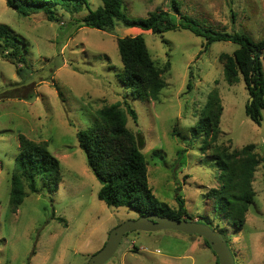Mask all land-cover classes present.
<instances>
[{
	"label": "rangeland",
	"instance_id": "rangeland-1",
	"mask_svg": "<svg viewBox=\"0 0 264 264\" xmlns=\"http://www.w3.org/2000/svg\"><path fill=\"white\" fill-rule=\"evenodd\" d=\"M181 13L201 27L242 32L253 42L264 38V0H175ZM95 8L101 2L89 0ZM170 0H122L129 17H146L156 9L169 10ZM51 21L42 11L22 16L0 0V24L26 41V63L0 54V264H84L106 242L112 228L138 217L126 207H107L98 199L100 182L87 166L76 132L97 120L96 111L126 101L137 114V125L126 114V125L145 138L148 185L155 197L177 208L180 195L194 220L223 234L234 264H264V165L254 173L253 202L245 224L235 230L206 196L217 187L219 168L212 149L201 150L203 135L192 128L208 93L216 88L223 106L217 144L240 148L253 144L264 154V109L259 125L245 114L249 99L243 80L223 78L222 54L238 45L215 41L204 51V38L189 29L161 34L125 28L116 23L103 30L82 26L86 13L56 8ZM141 33L152 60L163 70L165 87L156 100L136 99L118 78L122 63L119 37ZM264 68V51L261 57ZM190 87L187 88V82ZM18 134L46 142L58 159L57 189L37 182L15 211L9 206L10 176L18 152ZM58 217L62 220H58ZM105 264H216L202 237L173 230L128 233Z\"/></svg>",
	"mask_w": 264,
	"mask_h": 264
},
{
	"label": "trees",
	"instance_id": "trees-1",
	"mask_svg": "<svg viewBox=\"0 0 264 264\" xmlns=\"http://www.w3.org/2000/svg\"><path fill=\"white\" fill-rule=\"evenodd\" d=\"M99 1L101 3L95 8L90 6L89 0H6V4L22 16L42 11L51 21L56 19L57 7L72 13L86 10L80 18L82 26L99 30L112 28L116 23L125 28L137 27L155 34L177 28L189 29L204 38V51L215 41L236 43L238 47L231 54L224 53L220 57L223 78L228 84L243 80L249 95L244 107L245 114L255 124L261 123L264 109V68L261 63L264 38L253 42L242 32L228 33L201 27L195 19L181 13L175 0H170L169 10L156 9L146 17L127 16L122 11V0ZM116 43L122 63V70L117 75L121 83L130 89L133 98L156 100L165 87L161 76L163 70L152 60L143 35L139 33L119 37ZM21 44L26 45V41L7 25L0 24V54L19 65L17 73L26 63L24 52L27 48ZM186 86L190 87L189 81ZM222 110L218 90L214 88L208 93L192 132L195 136L203 135L201 150L205 152L211 148L212 157L219 168L218 185L210 188L206 196L214 201V210L218 214H224L235 230H241L255 195L252 186L255 169L260 162L264 165V154L259 158L253 151V144L230 149L229 146L216 143ZM96 113L97 120L89 127L79 129L76 137L85 154L87 166L100 182L98 199L107 207L132 209L138 216L157 214L178 220H194L180 195L175 196L177 208H171L152 193L142 153L144 135L140 130L133 131L126 125V114L137 125V114L132 106L126 101H123V105L115 102L99 108ZM18 143L10 176L8 203L12 211L18 208L26 196L24 184L30 192L36 193L39 178L48 189H57L61 179L60 163L48 151L46 142H36L18 134ZM58 220L62 219L58 217ZM202 240L215 255L208 242L204 238Z\"/></svg>",
	"mask_w": 264,
	"mask_h": 264
},
{
	"label": "water",
	"instance_id": "water-1",
	"mask_svg": "<svg viewBox=\"0 0 264 264\" xmlns=\"http://www.w3.org/2000/svg\"><path fill=\"white\" fill-rule=\"evenodd\" d=\"M161 230H173L186 235H198L208 242L217 257L218 264H234V258L227 240L218 230L204 222L178 220L157 214L128 219L112 228L102 248L93 253L84 264H105L113 257L126 233L132 231L156 232Z\"/></svg>",
	"mask_w": 264,
	"mask_h": 264
},
{
	"label": "crops",
	"instance_id": "crops-1",
	"mask_svg": "<svg viewBox=\"0 0 264 264\" xmlns=\"http://www.w3.org/2000/svg\"><path fill=\"white\" fill-rule=\"evenodd\" d=\"M215 256V255H214ZM215 261H216V256H215Z\"/></svg>",
	"mask_w": 264,
	"mask_h": 264
}]
</instances>
